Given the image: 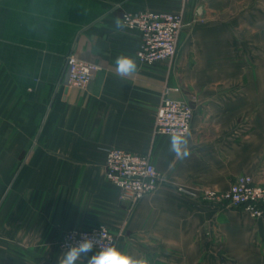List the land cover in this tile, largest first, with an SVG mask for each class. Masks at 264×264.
I'll return each instance as SVG.
<instances>
[{"label": "crops", "instance_id": "0c3cea01", "mask_svg": "<svg viewBox=\"0 0 264 264\" xmlns=\"http://www.w3.org/2000/svg\"><path fill=\"white\" fill-rule=\"evenodd\" d=\"M181 4L0 0V264H58L65 232L101 225L143 264H264V217L202 198L239 175L264 185V0H186L173 59L139 64L115 19ZM70 52L100 68L83 89L64 82ZM121 54L136 73L117 75ZM165 88L193 110L183 137L154 132ZM112 148L160 174L134 205L105 178Z\"/></svg>", "mask_w": 264, "mask_h": 264}, {"label": "built area", "instance_id": "2783aa9c", "mask_svg": "<svg viewBox=\"0 0 264 264\" xmlns=\"http://www.w3.org/2000/svg\"><path fill=\"white\" fill-rule=\"evenodd\" d=\"M185 5L186 0H182L180 9L175 12L145 10L122 16V20L126 18V28L138 33L139 46L135 56L139 64L152 66L173 59L184 26ZM99 70L97 65L79 59L73 52L65 57L63 75L68 76L67 83L72 88H85ZM168 92L165 88V96L156 109L154 132L183 137L189 133L193 110L186 101L168 97ZM104 175L118 188L120 199L130 205L155 191L160 181V174L148 156L116 148L105 153ZM202 198L230 208H242L253 218L264 217V185L255 183L249 175L237 176L225 191L206 190ZM89 238L94 242L93 249L100 252L115 244V236L101 225L88 231L68 230L57 246L66 251L68 247Z\"/></svg>", "mask_w": 264, "mask_h": 264}, {"label": "clouds", "instance_id": "9594fccd", "mask_svg": "<svg viewBox=\"0 0 264 264\" xmlns=\"http://www.w3.org/2000/svg\"><path fill=\"white\" fill-rule=\"evenodd\" d=\"M126 20V18H125ZM125 20L116 18L114 21L117 30H123L126 27ZM116 73L120 77H128L138 71L136 61L129 55H118L115 58ZM94 242L91 238L82 240L78 245L70 246L63 253V258L59 260L58 264H76L79 257L87 255L92 251ZM87 264H143L142 261L133 259L115 247H108L100 253L92 255Z\"/></svg>", "mask_w": 264, "mask_h": 264}, {"label": "water", "instance_id": "95a60500", "mask_svg": "<svg viewBox=\"0 0 264 264\" xmlns=\"http://www.w3.org/2000/svg\"><path fill=\"white\" fill-rule=\"evenodd\" d=\"M64 82L67 84V82H68V76L65 74L64 75Z\"/></svg>", "mask_w": 264, "mask_h": 264}]
</instances>
